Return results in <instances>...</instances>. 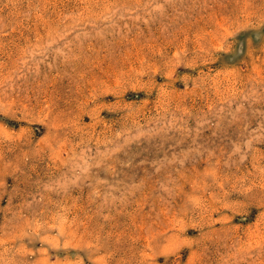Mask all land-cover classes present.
<instances>
[{"label": "rangeland", "instance_id": "obj_1", "mask_svg": "<svg viewBox=\"0 0 264 264\" xmlns=\"http://www.w3.org/2000/svg\"><path fill=\"white\" fill-rule=\"evenodd\" d=\"M0 264H264V0H0Z\"/></svg>", "mask_w": 264, "mask_h": 264}]
</instances>
